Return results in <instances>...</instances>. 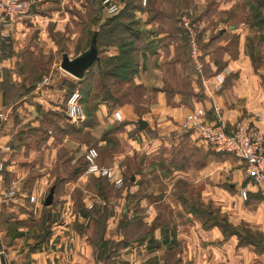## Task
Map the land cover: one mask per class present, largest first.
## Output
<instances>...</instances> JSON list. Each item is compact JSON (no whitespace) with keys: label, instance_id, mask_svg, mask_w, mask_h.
<instances>
[{"label":"crops","instance_id":"obj_1","mask_svg":"<svg viewBox=\"0 0 264 264\" xmlns=\"http://www.w3.org/2000/svg\"><path fill=\"white\" fill-rule=\"evenodd\" d=\"M240 1L216 0L212 4L209 0H163L147 4L146 0L145 6L134 12L137 39L132 56L137 70L129 81L105 76L111 65L119 62L120 49L115 45L100 49L96 91L93 88L89 92L85 118L76 124L83 127L82 133H101L99 149L112 146L104 133L117 125L114 136L126 146L125 156L140 153L144 158L139 174L126 186L124 198L103 200L96 186L98 176L86 172L74 178L62 175L54 179L53 168L73 171L77 167L74 161L54 160L59 147L71 153L75 146L67 135L58 143L49 127L55 124L42 116L43 111L61 110V99L67 95L65 87H56L47 79L50 90L42 89L34 97L36 90L33 102L22 100L14 109L6 106L0 91V160L4 167L0 172V201L10 187L7 176L16 183L17 194L0 202L2 264H264V197L259 188L251 186L247 200L242 201L238 192L247 182L243 163L211 150L195 134L180 129L184 117L202 107L209 121L219 116L228 129L249 122L264 134V71L252 65L246 51L249 25L234 17ZM29 2L34 6L32 14L37 16L36 0ZM183 16L200 28L198 41L204 53L201 74L189 60L180 24ZM18 29L15 22L9 27L7 40L0 42V84L3 72L9 70L4 45L8 46L10 38L18 41ZM224 71V84L213 91L215 75ZM76 86L79 88V80ZM140 120L146 123L143 130L137 124ZM19 139L25 140L23 146H16ZM114 163L100 166L115 169L118 166ZM26 170L40 173L27 186L38 196L35 204L25 200V190L19 184ZM52 186L53 204L39 206L41 195ZM122 203L125 222H134L132 218L139 221L136 219V229L131 223L121 235L128 244L115 251L111 246L120 235L116 231L121 219L115 211ZM193 203L214 210L222 222L204 224L191 211ZM78 205L83 210H108L105 233L99 242L90 240L93 222ZM41 213L50 234L33 248L30 240L25 241L32 228L25 222L27 217L37 220ZM11 220L15 226L10 228L7 223ZM17 222L23 224L18 226Z\"/></svg>","mask_w":264,"mask_h":264},{"label":"rangeland","instance_id":"obj_2","mask_svg":"<svg viewBox=\"0 0 264 264\" xmlns=\"http://www.w3.org/2000/svg\"><path fill=\"white\" fill-rule=\"evenodd\" d=\"M25 1L29 2V0ZM261 1L263 0H241L238 3V7L240 8L237 10V13L234 17L239 18L244 23L246 22L249 25L248 28L251 30L248 31V37L246 38V51L248 50V53L250 54L252 65L264 71V2ZM142 2L143 0H120V9L115 15L119 14L123 9L127 8V5L129 6V8L127 9H130L136 4L145 6L146 2L145 4H143ZM162 2L163 0H147V3L151 4ZM209 2L213 4L216 2V0H209ZM91 3L92 2L90 0H36V4H34L37 6L36 8H38L37 16L32 14L31 10L30 14L18 20V30L20 31H18L19 39L18 41L14 42H12L11 38L9 39L8 47L10 51H6L9 57V70H7V72L5 73L4 80L2 77L3 81L1 80V82L3 83V88L1 89H3L4 91L1 92L3 94H6L5 96L3 95L4 103L7 107L10 108L17 105L18 102H21L22 100L27 99L33 102L31 99L36 90L38 91V93L35 96L33 95L34 97H37L42 89V91H46L47 89L50 90L51 85H42L44 79H50L52 85H55L56 87H65L67 90V95H64L63 100L61 99V101H63L62 103L64 104L61 110L57 112L43 111L42 113L43 119H46L47 122L55 124V127L52 125H50L49 127L52 130V135L58 140V143H61L59 141L62 140L63 136L67 135V138H69V142L71 141L75 146L74 149H72L71 153L69 150L67 151L62 147H59L54 160H57V162L65 161L67 163L74 161V164L77 165L76 168L84 169V151L87 147H94L100 155L101 162L99 161V157L97 160V163L99 165H108L111 163V161H115L114 164L118 167L113 169L114 171L116 170L115 172L121 175L124 184L122 185L123 187H116L106 178V180L104 181L99 180V178L96 181L98 195L103 200H112V197L124 198L125 188L128 184L127 178H135V176L139 174L138 170L140 169L141 163L144 161V158L140 153H138L137 155L125 156L127 152L126 146L124 145L123 141L114 136V133L119 129V126L114 125L104 133V136H106V138L104 139L112 145L111 147H109L110 149L104 147H101V149H99V147L97 146V142L101 136H99V134L101 133L97 134V136L96 134L90 135L89 131L82 133V126H79L76 124L77 122H72L66 118L65 101L67 99H64L66 98V96L68 98V95L75 90H78L79 94L81 95L82 101L80 102L84 108V113L86 115L84 103L87 101V95L83 93H86L88 90L92 91L93 88H95L96 91V64L90 71L88 70L89 78L86 82L82 83L79 88H77L76 86L78 80L69 76L59 68L62 54H67L68 57L72 59L71 57L75 58L87 51L90 47L91 38L93 37V34L96 33L99 24H102L108 19L115 16L106 14L103 8V0H96V11L93 14L92 10L90 9V7H92ZM53 13L58 14L54 15ZM217 19L218 22H220V18ZM55 20L62 21V24H58V21ZM225 23H227V21ZM217 36L218 34L216 33L215 37ZM61 74H65L67 78H69V81H67ZM262 76L264 77V73ZM65 82L73 84L75 88L66 86ZM11 86L13 87V89L11 88ZM33 86L35 87V89L32 93L25 97L19 98L22 93L28 91ZM79 90H82V94ZM135 96L137 95L135 94ZM10 115L13 116L12 111ZM36 138L37 140L40 139V137ZM197 138L199 139L198 136ZM101 140L102 139H100L99 141ZM199 140L203 142L201 139ZM24 142L25 140L19 139L16 140L15 144L16 146H23L22 144ZM203 143L208 148H210L205 142ZM31 144H33V142ZM82 145H84V150L82 149ZM113 153L115 155H112ZM25 166H28V162H26ZM42 172L44 173V171ZM51 173L54 176V179L57 180L62 175L68 178L72 176L69 169L58 171L57 169L53 168ZM25 174L26 176L20 179L19 184L25 190V192L23 191L26 198L25 200H28V203L35 204L38 201V196L37 194H31L30 191H28L30 188L28 189L27 186L29 181L40 173L38 171L34 172L26 170ZM7 181L10 182L9 184L11 185L13 179L7 176L6 182ZM98 186H101V195ZM48 192L49 190L41 195L43 199L40 197L39 206H43V201ZM195 192H197V190H193V193ZM16 195L17 194H15L14 198L16 197ZM30 197H34L35 201L30 202ZM123 207L125 208L124 203L119 205L118 209L115 211L116 215L120 213V220H123L124 213L122 211L125 210ZM94 209L98 210L95 212ZM89 212H91L92 215H86V217L92 220L93 232L96 229V238H98L97 232L98 230H102V220H104L106 214L103 213V209L99 207L92 208L91 210H89ZM95 213L96 216L94 215ZM39 216L40 217L37 218V220L27 217L28 222H25L26 225L32 227L30 230L28 229L29 232L27 233L30 234L29 237L25 238V241L30 240V245L33 248L39 247V245L46 240L48 234H50L48 226H46V220L43 214L41 213V215ZM94 220H97L96 228L94 225ZM106 220H108V216ZM13 221L14 220H11V224L7 223V226H9L10 228L14 227L15 223H13V225ZM16 224L19 226L23 223L19 224L17 222ZM83 231H86V229ZM93 232L91 234L90 240H94ZM116 232L119 233V231ZM116 237L117 240L114 242H118L122 239L121 235L117 234Z\"/></svg>","mask_w":264,"mask_h":264},{"label":"built area","instance_id":"obj_3","mask_svg":"<svg viewBox=\"0 0 264 264\" xmlns=\"http://www.w3.org/2000/svg\"><path fill=\"white\" fill-rule=\"evenodd\" d=\"M146 0H143L145 4ZM120 0H103V8L108 15H115L120 7ZM32 4L25 0H0V39H7L10 34L9 27L31 13ZM181 27L188 39L189 58L192 66L198 74L203 72L204 53L198 41L199 27L189 17L183 16L180 20ZM226 73L215 75L213 91H219L224 84ZM47 79L42 85L46 86ZM41 85V84H40ZM81 95L78 90L72 92L65 103V116L72 122L84 120L85 113L81 104ZM118 119V115L115 114ZM180 129L196 134L212 150L227 154L243 163L247 182L238 192L242 201H246L251 186L259 188L264 197V134L249 122L238 123L233 129H228L222 119L217 116L213 121L207 119L204 108H195L190 111L180 123ZM4 151L9 150L4 148ZM99 154L94 147H87L84 151L85 172L88 174L104 177L116 187H122L123 179L114 169L102 167L97 163ZM3 162L0 160V172L3 170ZM16 194V183L12 182L10 187L1 196L3 201L14 198ZM34 202V197L29 198ZM0 264L1 261H0Z\"/></svg>","mask_w":264,"mask_h":264},{"label":"trees","instance_id":"obj_4","mask_svg":"<svg viewBox=\"0 0 264 264\" xmlns=\"http://www.w3.org/2000/svg\"><path fill=\"white\" fill-rule=\"evenodd\" d=\"M90 1L92 2L91 3L92 7H90V9L92 10V13L94 14L96 11V8H95L96 7V5H95L96 0H90ZM261 2H264V0ZM127 8H129L128 5H127ZM127 8L123 9L119 14L115 15L114 17L108 19L104 23V25H102L99 28V31L97 33L93 34V36L95 35L96 48L98 50V55H99L100 49L103 47L115 45L120 49L121 58L119 59V62L112 64L110 69L107 71V73H105V76L110 77V78L111 77L117 78V79H120L123 81H129L131 76L137 70V65L135 63L136 59L134 58V56H132V51H134V49H133L134 48V41L137 39V32L135 31L136 23L134 20V12L140 11L142 6L136 4L133 7H131L130 9H127ZM222 34H223V32L220 33V35H222ZM218 37H219V35H218ZM6 40L7 39H4V40L0 39V42L6 41ZM184 41H185V45L188 47L187 37H185ZM187 50H188V48H187ZM6 51L9 52L10 49L8 46L4 45V52H6ZM188 53H189V50H188ZM189 60H190V58H189ZM95 64H97V63H95ZM95 64H93L91 66L89 71L93 68V66ZM6 72H7V70H5L3 72V80L5 79V73ZM88 78H89V72L87 71V73H85L83 78L79 80L80 85L82 83L86 82ZM2 84L3 83L1 82L0 91H4L3 89H1V88H3ZM65 85L68 87H71V88H75L73 86V84H70L69 82H65ZM11 88L13 89L12 86H11ZM22 89H23V87H22ZM34 89H35L34 86L31 87L28 91H25L24 93H22L21 96H19V98L20 97L22 98V97L29 95L30 93H32L34 91ZM79 91L82 94V90H79ZM89 92H90V90H88L86 93L84 92L83 94H86L88 97ZM3 95L5 96L6 94L4 93ZM109 99L113 102H116L115 100H112V98H109ZM81 101H82V99H81ZM85 170H86V164L84 162V169H79V168L74 169L73 171H71L72 176L70 178H74V177L82 174L83 172H85ZM3 171H4V168H3L2 172ZM98 178L101 181L106 180L104 177H98ZM127 182H128L127 186L131 185L132 181H131L130 177L127 178ZM98 188H99L100 195H101V186H98ZM54 193H55V186H54ZM134 196H135V198H137L138 194H135ZM79 209L84 211L85 215H87V216L92 215L91 212H89V210H83V208L81 206H79ZM97 210L94 209L95 212ZM191 211L193 213H196L197 216L202 220V222H204V224L211 225V224H216V223L219 224L220 222H222V219L216 214V212L214 210L210 209L209 207H205L199 203H193ZM103 213L106 214V217L104 218V220H102V223H103V225H101L102 230H98L99 233L97 232L98 238H96V229L93 232L94 240L92 239V242H95V243L99 242L105 233L108 210L106 208H103ZM94 215L96 216V213ZM136 219L139 221L138 218H136ZM136 219L132 218V221H134V222H130V221L125 222L124 219L120 220L119 221V233H120V235L124 234V231H126V228H128L131 225V223L136 224V226L134 224V227L136 229L138 227V225H137L138 221H136ZM94 225L96 228L97 220L96 221L94 220ZM224 229L226 231L227 227L224 226ZM126 244H128V241L122 239L118 242H114L113 245L111 246V249L112 250L122 249L123 247H125Z\"/></svg>","mask_w":264,"mask_h":264},{"label":"water","instance_id":"obj_5","mask_svg":"<svg viewBox=\"0 0 264 264\" xmlns=\"http://www.w3.org/2000/svg\"><path fill=\"white\" fill-rule=\"evenodd\" d=\"M31 9L34 10V6H31ZM98 60V50L96 48V41L94 35L91 39L89 49L84 53L80 54L78 57L74 59H69L67 54H62L59 68L74 79L80 80L83 78L85 73H87V71L91 68V66L98 62ZM137 124L140 130H143L146 127V123L141 120L138 121ZM133 179L134 178L132 177L131 181H133ZM53 200L54 187L52 186L43 201V207H50L53 204Z\"/></svg>","mask_w":264,"mask_h":264}]
</instances>
